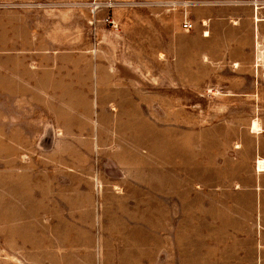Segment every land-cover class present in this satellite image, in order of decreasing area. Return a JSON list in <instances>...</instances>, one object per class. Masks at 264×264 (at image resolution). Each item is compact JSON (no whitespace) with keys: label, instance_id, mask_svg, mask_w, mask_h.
<instances>
[{"label":"rangeland","instance_id":"1","mask_svg":"<svg viewBox=\"0 0 264 264\" xmlns=\"http://www.w3.org/2000/svg\"><path fill=\"white\" fill-rule=\"evenodd\" d=\"M190 7L0 0V264H250L264 42Z\"/></svg>","mask_w":264,"mask_h":264},{"label":"crops","instance_id":"2","mask_svg":"<svg viewBox=\"0 0 264 264\" xmlns=\"http://www.w3.org/2000/svg\"><path fill=\"white\" fill-rule=\"evenodd\" d=\"M162 1V0H159ZM191 5L184 14L198 20L203 26V35L214 28L240 25L244 21L251 27L252 35L257 42H264V0H182ZM192 20V19H191ZM192 23L194 24L193 20ZM182 24V23H181ZM209 28V29H208ZM215 30L211 31V35ZM221 33V34H220ZM218 36L226 37L223 31ZM20 57V56H19ZM2 63L0 61V73ZM259 163V164H258ZM258 165H261L260 167ZM254 179L251 187L254 190L253 216L255 227L252 229L250 246V264H264V153L259 152L254 159ZM256 207V208H255ZM251 212V213H252Z\"/></svg>","mask_w":264,"mask_h":264},{"label":"built area","instance_id":"3","mask_svg":"<svg viewBox=\"0 0 264 264\" xmlns=\"http://www.w3.org/2000/svg\"><path fill=\"white\" fill-rule=\"evenodd\" d=\"M181 26L183 29L189 30L193 27V23L191 20L185 18V19H183Z\"/></svg>","mask_w":264,"mask_h":264},{"label":"bare ground","instance_id":"4","mask_svg":"<svg viewBox=\"0 0 264 264\" xmlns=\"http://www.w3.org/2000/svg\"><path fill=\"white\" fill-rule=\"evenodd\" d=\"M258 130H259V125L254 121L253 124H252V131L256 132ZM258 166L260 167L261 165H258Z\"/></svg>","mask_w":264,"mask_h":264}]
</instances>
